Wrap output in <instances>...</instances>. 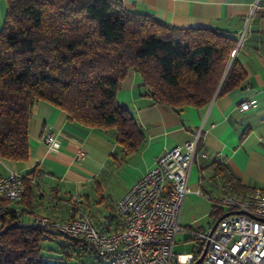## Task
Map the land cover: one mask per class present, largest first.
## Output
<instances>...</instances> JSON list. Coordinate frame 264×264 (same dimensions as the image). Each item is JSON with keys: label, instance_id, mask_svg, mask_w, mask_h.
<instances>
[{"label": "trees", "instance_id": "16d2710c", "mask_svg": "<svg viewBox=\"0 0 264 264\" xmlns=\"http://www.w3.org/2000/svg\"><path fill=\"white\" fill-rule=\"evenodd\" d=\"M5 1L0 26L3 161L28 159L31 108L40 100L64 110L73 122L108 132L122 158L138 152L145 143L143 130L116 100L128 69L140 75L154 102L177 111L203 107L245 78L231 54L236 37L213 26H169L120 0ZM209 165L211 177L223 181L224 195L245 193L221 163L211 161L201 168ZM38 173L34 167L23 176L24 195L17 203L29 201L37 183L30 180ZM201 193L213 201L212 208L219 200L202 188ZM9 203H4L6 212L0 218V264H64L47 260L41 243L49 238L62 237V254L68 257L77 248L95 252L84 239L38 225L35 219L25 222Z\"/></svg>", "mask_w": 264, "mask_h": 264}, {"label": "crops", "instance_id": "0c3cea01", "mask_svg": "<svg viewBox=\"0 0 264 264\" xmlns=\"http://www.w3.org/2000/svg\"><path fill=\"white\" fill-rule=\"evenodd\" d=\"M120 1L125 7L148 12L169 26H213L233 34L237 44L232 56L245 73L244 81L214 96L203 107L188 106L177 111L154 102L140 75L128 69L120 80L116 100L142 128L145 143L138 152L124 158L108 132L82 126L50 102L37 101L31 108L28 127V159L0 160V175L7 174L8 169L23 176L34 167L39 169L37 179L30 180L37 183L29 201L8 204L19 210L27 223L40 215L64 221L85 211L96 228L120 230L115 202L165 149L183 144L198 131L200 151L206 157L199 156L194 161L192 187L200 180V191L204 189L215 200L224 195L223 181L211 177L213 167L201 168L217 161L244 191L264 188V0ZM5 11L6 1L0 0V26ZM244 99H254L255 103L241 111L237 105ZM48 133L56 140L54 147L44 142ZM80 150L84 154L78 156ZM109 179L115 183L114 198L109 196L113 193L111 186L106 187ZM209 200L212 207L213 201ZM217 214L212 208L210 215ZM69 257L79 263L106 264L89 247L77 248Z\"/></svg>", "mask_w": 264, "mask_h": 264}, {"label": "built area", "instance_id": "2783aa9c", "mask_svg": "<svg viewBox=\"0 0 264 264\" xmlns=\"http://www.w3.org/2000/svg\"><path fill=\"white\" fill-rule=\"evenodd\" d=\"M234 52L235 49L231 54ZM254 103V99H244L237 108L244 111ZM200 138L198 131L183 144L165 149L127 188L115 202L120 230L98 229L84 214L64 221L40 215L34 222L84 239L106 264H264V188L248 189L239 197L224 195L216 201L213 211L219 214L218 218L228 214L212 232V225L206 229L180 225L186 195L201 193L200 180L196 190L190 186L194 161L199 156L206 157L199 150ZM44 142L48 147L56 145L50 133ZM83 154L78 152V156ZM23 195V175L12 169L0 175V218L6 212L4 203L19 202ZM179 232L189 233L195 241L191 251H174Z\"/></svg>", "mask_w": 264, "mask_h": 264}, {"label": "rangeland", "instance_id": "374dc122", "mask_svg": "<svg viewBox=\"0 0 264 264\" xmlns=\"http://www.w3.org/2000/svg\"><path fill=\"white\" fill-rule=\"evenodd\" d=\"M113 180L109 179L106 187L112 190V195L110 197L114 198L115 185L113 187ZM190 186L191 178H190ZM193 190L197 189V184L192 187ZM108 191V190H107ZM212 211L211 202L203 193H195V191L189 193L182 204L179 223L181 226H188L192 229L203 228L206 229L211 225L219 214L210 215ZM79 214V213H78ZM82 214L91 218L89 213L85 211ZM79 216V215H78ZM1 228V221H0ZM64 239L62 237L49 238L42 241L41 246L43 253L48 256V261L50 262H63L64 264H91L90 262H77L74 261L72 257H68L62 254L61 246ZM195 241L191 239V235L186 232H179L176 236V243L174 245L175 252H188L194 247Z\"/></svg>", "mask_w": 264, "mask_h": 264}, {"label": "water", "instance_id": "95a60500", "mask_svg": "<svg viewBox=\"0 0 264 264\" xmlns=\"http://www.w3.org/2000/svg\"><path fill=\"white\" fill-rule=\"evenodd\" d=\"M227 214H228V213H225V214H223L220 218H218V219L215 220V222H214V223L212 224V226H211L210 232L213 231V229L215 228V226H216V224L218 223V221H219L222 217H224L225 215H227ZM204 253H205V250H204L202 256L204 255ZM202 256H201V257H202Z\"/></svg>", "mask_w": 264, "mask_h": 264}]
</instances>
